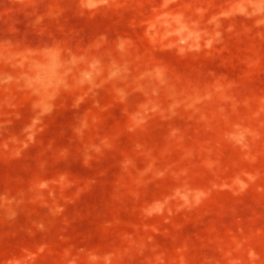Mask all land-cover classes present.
<instances>
[{"label": "rangeland", "instance_id": "1", "mask_svg": "<svg viewBox=\"0 0 264 264\" xmlns=\"http://www.w3.org/2000/svg\"><path fill=\"white\" fill-rule=\"evenodd\" d=\"M0 264H264V0H0Z\"/></svg>", "mask_w": 264, "mask_h": 264}]
</instances>
